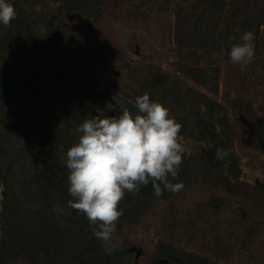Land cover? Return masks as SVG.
<instances>
[{
	"label": "rangeland",
	"instance_id": "rangeland-1",
	"mask_svg": "<svg viewBox=\"0 0 264 264\" xmlns=\"http://www.w3.org/2000/svg\"><path fill=\"white\" fill-rule=\"evenodd\" d=\"M229 1L104 0L89 10L59 14L50 10L57 2L46 0L44 6L31 9L35 10L32 16L42 21L51 19L48 29L50 49L56 57L53 65L58 71L56 90L61 89L64 79L84 96L105 91L111 98L117 93L125 97L137 89L141 76L151 72L176 75L219 103L216 130L226 134L228 146L239 160L240 174L217 173L211 160L204 166L202 155L221 158L218 150L208 156L203 150L207 151L212 142L201 140L197 133L182 132L180 142L185 151L181 167H191L190 178L182 190L167 200H155L145 213L123 222L113 234L106 247L134 244L143 251L138 259L124 264H151L146 256L154 254L161 241L206 264H264V191L257 184L264 183V150L259 148L254 132L260 129L264 138V14L258 16L253 61L246 66L233 64L229 52L241 39L227 31L231 25L225 19ZM207 2L211 10L200 15ZM258 3L251 2L250 9ZM221 5L225 6L223 12H217ZM180 6L190 9L188 14ZM209 11L216 12L214 19L208 18ZM188 22H195V27ZM39 23L42 29L44 23ZM186 64L202 68L209 75L208 82L185 75ZM39 125H27L17 139L25 135L37 138ZM5 127L0 139L9 146L14 129ZM0 190L3 192L4 186ZM222 197L226 203L217 204ZM25 208V218L33 219L35 209ZM52 209L65 211L55 202ZM106 263L116 264L112 251L94 254L90 261Z\"/></svg>",
	"mask_w": 264,
	"mask_h": 264
},
{
	"label": "trees",
	"instance_id": "trees-1",
	"mask_svg": "<svg viewBox=\"0 0 264 264\" xmlns=\"http://www.w3.org/2000/svg\"><path fill=\"white\" fill-rule=\"evenodd\" d=\"M45 1L6 0L13 5L16 18L7 27L0 23V124L6 125L7 129L13 126L14 129V139L9 146H6L5 139H0V180L4 186L0 210V264H43L44 261L50 264H90L94 254L107 253L106 246L93 235V228L86 216L68 205V201L74 198L68 192L66 152L78 142L76 128L85 119L96 115L118 117L125 108L135 115L138 109L134 104H128L127 99L135 101L137 96L147 93L151 100L166 106L170 116L181 123L180 134L197 133L201 140L213 142L219 133L228 146L226 134L222 131L217 133L216 130V107L219 103L191 88L176 75L146 72L140 77L137 89L126 93L119 105L105 91L84 96L64 79L61 89L56 90L55 76L58 71L53 65L56 57L50 49L51 30L48 29L51 19L49 17L42 21L40 17L31 15L35 12L31 9L35 5L44 6ZM52 1L57 4L55 9L50 10L60 14L76 9L89 10L95 3L101 4L104 0ZM245 1H229L225 12L227 24L233 25H229L227 31L240 38L251 29L255 34L258 16L264 14V0H259L253 9H250L251 2L256 0H249L250 5H245ZM223 7L217 8V12H223ZM180 9L187 14L190 10L184 6H180ZM206 10H211L208 2L200 15ZM215 14V11H209L208 18L214 19ZM39 22L44 23L42 29ZM239 22L241 24L237 26ZM195 25V22L191 23L192 27ZM183 67L188 68L184 70L188 77L208 82L209 75L204 74L202 68L190 64ZM110 99L111 102H107ZM106 106L111 107L107 109ZM40 123L39 128L35 129L39 135L37 138L25 135L22 140L17 139L20 131L28 129L27 125L34 128ZM255 131L257 144L264 150L261 130ZM202 158L204 166L211 160L217 173L225 170L228 174L226 165L224 167L226 159L215 154L212 157L202 155ZM189 168L180 166L178 178L169 179L185 185L190 178ZM257 184L264 191V183ZM172 194L175 193L164 190L161 196L154 195L151 183L141 187L138 194L126 193L119 204L123 215L115 233H118L123 222L134 221L145 213L155 200H167ZM226 201L222 197L217 204ZM53 202L58 207L64 206L65 211H54ZM24 204L35 209L33 219L25 218L23 209L27 208ZM136 248L139 247L134 244L114 246L115 263L124 264L128 260L138 259L143 251L137 254ZM146 258L150 259L151 264H206L164 241L155 247L154 254Z\"/></svg>",
	"mask_w": 264,
	"mask_h": 264
},
{
	"label": "clouds",
	"instance_id": "clouds-1",
	"mask_svg": "<svg viewBox=\"0 0 264 264\" xmlns=\"http://www.w3.org/2000/svg\"><path fill=\"white\" fill-rule=\"evenodd\" d=\"M15 18L13 5L0 0V23L7 27ZM240 39L232 45L229 58L233 64L246 66L255 56V34L245 31ZM124 99L118 93L113 96L116 105ZM126 102L134 104L137 114L125 108L118 117L85 119L76 128L78 142L66 152L68 192L74 198L68 205L86 216L103 245L111 244L123 215L119 204L126 193L138 194L149 183L156 196L184 187L183 182L169 179L178 178L183 163L181 123L147 93ZM112 248L105 247V251L111 254Z\"/></svg>",
	"mask_w": 264,
	"mask_h": 264
},
{
	"label": "water",
	"instance_id": "water-1",
	"mask_svg": "<svg viewBox=\"0 0 264 264\" xmlns=\"http://www.w3.org/2000/svg\"><path fill=\"white\" fill-rule=\"evenodd\" d=\"M218 150L219 156L221 158H224L228 160L226 164V169L229 172V174L233 177L238 176L240 174L241 168L238 164L239 160L237 158V155L235 152L228 148L227 143L225 139L221 135H217L216 140L212 142V144L209 146L208 150H203L208 156H210L214 150ZM3 187V183L0 182V188ZM0 196H2V192L0 190ZM135 248V247H133ZM137 254H140L141 249L136 248Z\"/></svg>",
	"mask_w": 264,
	"mask_h": 264
}]
</instances>
